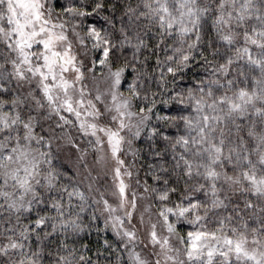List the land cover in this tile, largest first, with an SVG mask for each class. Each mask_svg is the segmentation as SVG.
<instances>
[{"label":"trees","instance_id":"16d2710c","mask_svg":"<svg viewBox=\"0 0 264 264\" xmlns=\"http://www.w3.org/2000/svg\"><path fill=\"white\" fill-rule=\"evenodd\" d=\"M34 1L0 0V23L11 32L0 37V75L11 78L0 80L3 112L39 107L35 97L45 84L75 92L78 80L119 70V94L140 113L127 158L138 188L158 210L172 212L169 221L182 237L196 221L264 249V0H182L195 9L190 31L178 22L186 14L176 18L179 0L169 7L167 0L45 2L57 16L52 25L42 23ZM23 15L32 25L26 48ZM69 27L82 51L67 41ZM53 36L50 71V52L40 41ZM18 70L35 83L21 84ZM25 89L32 92L25 96ZM59 128L56 135L65 126ZM41 169L27 208H14L9 198L16 192L5 197L0 189V264H131L88 180L47 158Z\"/></svg>","mask_w":264,"mask_h":264},{"label":"rangeland","instance_id":"374dc122","mask_svg":"<svg viewBox=\"0 0 264 264\" xmlns=\"http://www.w3.org/2000/svg\"><path fill=\"white\" fill-rule=\"evenodd\" d=\"M38 1L40 20L52 25L50 22L57 16L46 6L55 0ZM71 1L74 0H67ZM173 1L163 3L168 6ZM187 2L185 7L179 0L183 6L177 11L176 18L186 14L184 22L179 17L178 22L190 31L197 21L188 20V17H196V13L192 5V9L188 8ZM32 11L34 16H38L36 7H32ZM27 15L22 16L20 27L25 35L22 43L25 48L29 46L28 37L32 32ZM8 31L0 23V37L7 40L11 34ZM75 31L69 27L66 39L72 49L82 51ZM54 41H58L55 36L44 37L40 41L41 48L48 47L47 52H50L45 65L49 66L52 60L48 67L50 71H53L57 56ZM20 47L18 45V49ZM12 49L16 55V46ZM119 55L127 54L121 50ZM113 60L118 64L119 56H113ZM62 64L65 66L66 61ZM98 65L99 69L105 67L102 61ZM103 70H106L103 72L105 75L100 80H92L90 76L78 80L74 85L75 92L53 90L54 85L45 84L44 90L41 89L35 97L39 107H32L29 103L23 113L14 105L10 106L8 113L3 112L5 104L0 103V140L1 135L10 140L0 142L2 194L8 197V191L14 190L16 193L10 196V203L14 208H27L42 177L39 171L42 170L43 159L47 158L49 163H66L78 176L88 180L92 188L89 193L98 205L97 210L113 234L128 246L131 264H264V249L223 235L216 227L212 230L199 225L200 222L191 221L185 237L178 235L175 223L169 221L172 212L158 210L152 205L148 195L138 188L132 166L127 161L132 155L140 113L131 109L128 98L119 94L120 71ZM18 73L15 77L21 84L35 83V78L28 80L30 78L26 79L19 70ZM0 80L11 83V78L3 73ZM129 87L130 91H135L134 87ZM31 92L23 90L25 96ZM50 120L55 127L49 125ZM59 127L64 130L56 135L54 129ZM4 159L8 162L3 163Z\"/></svg>","mask_w":264,"mask_h":264}]
</instances>
